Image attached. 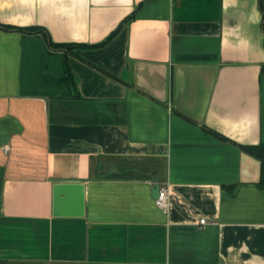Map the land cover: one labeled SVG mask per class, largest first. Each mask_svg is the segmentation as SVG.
<instances>
[{"label": "crops", "instance_id": "1", "mask_svg": "<svg viewBox=\"0 0 264 264\" xmlns=\"http://www.w3.org/2000/svg\"><path fill=\"white\" fill-rule=\"evenodd\" d=\"M260 3L0 0V264H264Z\"/></svg>", "mask_w": 264, "mask_h": 264}, {"label": "trees", "instance_id": "2", "mask_svg": "<svg viewBox=\"0 0 264 264\" xmlns=\"http://www.w3.org/2000/svg\"><path fill=\"white\" fill-rule=\"evenodd\" d=\"M260 6L262 11H264L263 7V1L260 0ZM134 17V13L126 17L121 24L114 29L101 42L95 43V44H87V43H81V42H54L50 39V45L53 48H58L63 50L64 57H65V63L67 65V68L69 70V64H68V56L70 54L72 55H78L76 53V50L78 48H95L100 47L105 44H107L120 30L122 25L129 20H131ZM9 26V25H8ZM21 29L26 30L28 32H34V31H44L47 32L44 28L41 26H27L22 27ZM241 147L252 154L254 157L260 159L262 161V169H261V178L259 181V185L264 187V142H261L256 145H241ZM162 169V162L158 159L151 160H141V161H132L130 159H123L120 158L119 160L113 162L110 167L106 171H102V175L106 177H114V178H149L154 177L156 180L159 179V175Z\"/></svg>", "mask_w": 264, "mask_h": 264}, {"label": "water", "instance_id": "3", "mask_svg": "<svg viewBox=\"0 0 264 264\" xmlns=\"http://www.w3.org/2000/svg\"><path fill=\"white\" fill-rule=\"evenodd\" d=\"M256 163L259 166V173H258V177L257 179L261 178V169H262V161L258 158L255 159ZM77 184V183H66V182H61V183H57V194L59 193L60 190H64L67 189L69 187H73L72 185ZM160 183L156 182L153 188V195L154 197H157L159 195V190H160ZM77 187L82 188L81 185H77ZM79 198V209L77 210V212L82 213L83 210V203H82V195H78Z\"/></svg>", "mask_w": 264, "mask_h": 264}, {"label": "built area", "instance_id": "4", "mask_svg": "<svg viewBox=\"0 0 264 264\" xmlns=\"http://www.w3.org/2000/svg\"><path fill=\"white\" fill-rule=\"evenodd\" d=\"M5 150H7V147H5ZM156 204L164 211L168 212L169 208V192L168 187L166 186H160L159 195L155 199ZM200 223H205V219H200Z\"/></svg>", "mask_w": 264, "mask_h": 264}, {"label": "rangeland", "instance_id": "5", "mask_svg": "<svg viewBox=\"0 0 264 264\" xmlns=\"http://www.w3.org/2000/svg\"><path fill=\"white\" fill-rule=\"evenodd\" d=\"M105 170H107L106 168H103V170L102 171H105Z\"/></svg>", "mask_w": 264, "mask_h": 264}]
</instances>
